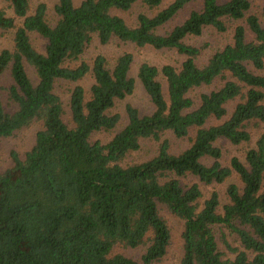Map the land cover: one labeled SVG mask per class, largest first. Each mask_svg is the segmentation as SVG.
<instances>
[{
    "label": "trees",
    "instance_id": "16d2710c",
    "mask_svg": "<svg viewBox=\"0 0 264 264\" xmlns=\"http://www.w3.org/2000/svg\"><path fill=\"white\" fill-rule=\"evenodd\" d=\"M192 1L56 0L50 21L44 2L0 0V38L12 32L0 49V79H9L0 141L38 126L31 148L12 152L0 172V264H155L170 242L159 207L182 222L178 264H264V0H201L158 33ZM138 4L153 13L129 25L119 12ZM205 29L230 32V41L198 64L200 49L185 39ZM93 40L182 57L178 67H138L151 111L125 105L106 143L91 135L120 124L113 108L134 91V62L128 52L82 60ZM60 81L74 84L67 121L53 90ZM166 134L189 144L173 153ZM144 140L156 142L155 154L126 163ZM222 142L246 149L224 161ZM216 185L223 200L214 190L203 196ZM115 246L144 250L133 260Z\"/></svg>",
    "mask_w": 264,
    "mask_h": 264
},
{
    "label": "rangeland",
    "instance_id": "374dc122",
    "mask_svg": "<svg viewBox=\"0 0 264 264\" xmlns=\"http://www.w3.org/2000/svg\"><path fill=\"white\" fill-rule=\"evenodd\" d=\"M76 2H79L80 0H75ZM172 0H165V5H167ZM200 1L201 0H194L190 3H188L185 7H183L178 15L170 21L167 25H165L161 30L158 31L159 34L165 33L169 31L173 26L179 24L187 15V13L191 9L200 8ZM31 8L39 2H44L46 5L47 10V19L52 21L53 15L51 12V9L53 5L56 3V0H29ZM0 6H4L3 4H0ZM145 13V14H151L153 11H147L144 6L138 4L136 6H133L127 13H121L119 12V15H121L124 20L129 24H134L135 17L137 14ZM11 38H12V32L5 33L0 38V49L1 48H9L11 45ZM30 42L32 46H34L36 49L41 50L42 46L44 44V41L42 38H40L37 34L29 35ZM186 42L197 46V48L200 49V55L198 59L196 60L198 64H203L205 60L217 49L221 48L223 45L228 43L230 41V32H227L225 34H217L211 29H205L201 32L200 36L195 37H187L185 39ZM123 52H128L133 57V69L131 71V76L135 79L134 82V91L133 93L125 98L124 100H119L115 103V106L113 108L114 112H118L121 117L120 124L112 131L109 132H99L91 135V141H100L102 143H106L111 138V135L119 129L124 124V114L123 109L125 105H130L133 108H135L139 114H147L151 111V106L149 105V102L147 100V97L145 96L141 86L139 85L137 78H136V72L138 67L142 63H148L157 67H162L163 65L170 64L173 66H179L181 64L182 57L178 56L173 51L169 50H154L150 47H143V48H136L128 44H123L122 42H118L116 40L110 41L105 46H100L95 40H93L85 49L82 60L89 62L95 55L101 54L103 55L108 62H111V60L118 54ZM29 75L33 79L34 72L29 69ZM9 84V79L7 76L0 79V99L6 109L8 108V104L5 100V95L3 92V88L6 87ZM80 86H82L85 90L90 85V78H86L82 80L80 83H78ZM74 84H69L65 82H57L54 85V93L59 97L63 109H64V116L63 119L67 121V102L69 97V92L72 89ZM37 125L31 126L27 129H22L17 132H14L10 137L1 140L0 141V172L5 170L11 165L10 160V154L12 152L21 155L23 152H26L31 148L34 142V133L37 129ZM264 130V125H261L259 130ZM164 138H167L170 143V149L173 153H179L181 152L187 145L189 144V141L187 139L179 140L174 138L173 136L166 134L164 135ZM220 147L223 153L222 159L225 161L229 159V157L237 156L241 157L242 153L246 149L245 146L241 147H233L226 142L220 143ZM157 144L153 140H144L141 143V148L138 152L130 155L125 162H142L144 160H147L151 156H153L156 152ZM191 178H188L186 181L189 182ZM223 187L224 185H216L212 187H202V193L203 196H206L208 193H210L212 190L218 192L220 195L221 200H223ZM160 213L167 222V225L169 227V233H170V242L167 247L166 253L164 257L155 264H178L179 258L181 255V240H180V232L182 231V222L178 220L177 218L171 216L166 210L159 207ZM218 237V236H217ZM227 242L231 246H235V243H233V240L229 237H227ZM218 249L220 252L224 253V256L226 257V251L223 248L222 244L217 242ZM144 250V247H138L136 249H124L119 248L118 246H115L113 248L114 252H118L119 254H122L125 257H128L133 260H138L140 255L142 254ZM228 256V255H227Z\"/></svg>",
    "mask_w": 264,
    "mask_h": 264
}]
</instances>
